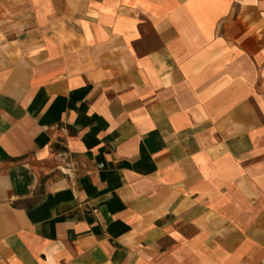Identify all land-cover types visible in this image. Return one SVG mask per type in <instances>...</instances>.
<instances>
[{"label":"crops","instance_id":"0c3cea01","mask_svg":"<svg viewBox=\"0 0 264 264\" xmlns=\"http://www.w3.org/2000/svg\"><path fill=\"white\" fill-rule=\"evenodd\" d=\"M0 264H264V0H0Z\"/></svg>","mask_w":264,"mask_h":264}]
</instances>
